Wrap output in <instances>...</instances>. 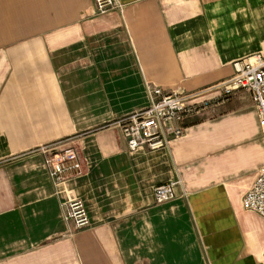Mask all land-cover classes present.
<instances>
[{
    "label": "crops",
    "instance_id": "1",
    "mask_svg": "<svg viewBox=\"0 0 264 264\" xmlns=\"http://www.w3.org/2000/svg\"><path fill=\"white\" fill-rule=\"evenodd\" d=\"M119 1L97 16L93 0H0V264H264V218L242 204L264 166L249 93L168 149L129 152L114 125L147 85L196 92L264 56V0ZM58 143L84 171L54 185L39 150ZM76 200L80 232L62 217Z\"/></svg>",
    "mask_w": 264,
    "mask_h": 264
},
{
    "label": "built area",
    "instance_id": "2",
    "mask_svg": "<svg viewBox=\"0 0 264 264\" xmlns=\"http://www.w3.org/2000/svg\"><path fill=\"white\" fill-rule=\"evenodd\" d=\"M96 15L111 12L122 14L125 6L119 0H93ZM233 74L226 80L202 90L185 93L147 85L149 105L147 108L127 115L115 122L126 140L129 152L138 150L156 151L170 148L171 143L181 138L188 126L205 110L227 103L239 92L251 95L264 135V56L255 55L233 65ZM61 143L46 146L39 151L44 156V167L54 185L80 176L84 171L80 151L74 146L62 148ZM181 181L161 184L154 188L157 205L177 199L176 188ZM243 208L264 218V166L243 199ZM64 221L75 232L90 227V221L82 201L62 205Z\"/></svg>",
    "mask_w": 264,
    "mask_h": 264
}]
</instances>
